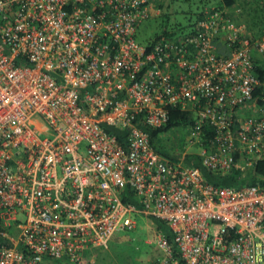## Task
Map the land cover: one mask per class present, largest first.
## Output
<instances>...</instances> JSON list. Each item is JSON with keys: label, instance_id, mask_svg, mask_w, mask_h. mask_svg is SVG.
<instances>
[{"label": "built area", "instance_id": "built-area-1", "mask_svg": "<svg viewBox=\"0 0 264 264\" xmlns=\"http://www.w3.org/2000/svg\"><path fill=\"white\" fill-rule=\"evenodd\" d=\"M154 5L0 0V264H85L137 215L167 229L149 264H264V183L214 185L150 135L187 112L166 130L188 127L205 167L264 159V36L212 5L136 39Z\"/></svg>", "mask_w": 264, "mask_h": 264}, {"label": "rangeland", "instance_id": "rangeland-1", "mask_svg": "<svg viewBox=\"0 0 264 264\" xmlns=\"http://www.w3.org/2000/svg\"><path fill=\"white\" fill-rule=\"evenodd\" d=\"M158 1L160 0H155L153 8L155 11V8L158 9L156 15L144 19L137 26L136 39L143 40L159 32ZM164 5H166L164 9L171 12L173 17L184 26L193 18V15H189L186 11L196 9V4L194 2L189 3L187 0H164ZM233 6L239 8L240 18L248 31L247 20L240 6L238 4ZM38 133L40 136H44L48 130ZM192 138L188 127L182 126L163 131L157 137V142L161 147L167 146L170 150L169 154L178 159L181 155L194 154L199 150L198 144ZM182 163H184L183 159ZM154 229V225L147 217L137 215L133 227L115 231L104 246L94 249L92 256L86 259L85 264H149L153 253L156 252Z\"/></svg>", "mask_w": 264, "mask_h": 264}, {"label": "trees", "instance_id": "trees-1", "mask_svg": "<svg viewBox=\"0 0 264 264\" xmlns=\"http://www.w3.org/2000/svg\"><path fill=\"white\" fill-rule=\"evenodd\" d=\"M189 3L194 2L196 4V9L194 11L187 10L186 12L189 15H193V18L188 21L186 26L182 25L179 21H177L171 12L166 11L164 7V0H160L157 2V6L159 8V27L160 32L163 34H173L177 30H181L186 28L191 24L196 18L200 17L203 13V9L205 7H210L211 4L214 6L221 7H230L234 4H238L243 11V14L247 20L248 31L251 36L259 37L264 36V0H187ZM191 17V16H189ZM191 21V22H190ZM264 54V51H263ZM253 68L257 77L261 80L262 85L259 87V90L264 89V58L260 56H256L253 60ZM191 118L187 112H178L171 111L169 113V120L167 123L155 130L150 132L151 142L155 146L157 142V134L161 131H165L170 126H175L179 124H190ZM107 131L110 133H114L120 138V131L114 127H105ZM204 139L205 134H202ZM202 139V140H203ZM158 148V147H157ZM160 149V148H158ZM161 153L168 155L172 160H176L177 158L174 155H170L164 150H161ZM183 161L186 164L197 166L200 169L201 175L204 180L210 182L214 185H231V186H240L243 184H254L264 183V159L258 160L254 163L251 168H248L245 171V174L242 175L240 171L236 168H231L227 172L220 174L212 171L211 169L205 167L200 163V158L197 154H185L183 157ZM150 220V219H149ZM151 223L155 228H162L167 232L165 224L157 219H151Z\"/></svg>", "mask_w": 264, "mask_h": 264}]
</instances>
